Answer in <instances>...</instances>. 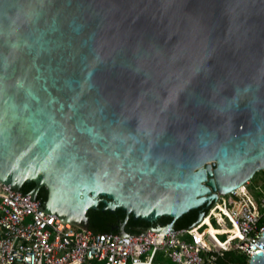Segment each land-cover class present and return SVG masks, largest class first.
<instances>
[{
	"label": "water",
	"instance_id": "95a60500",
	"mask_svg": "<svg viewBox=\"0 0 264 264\" xmlns=\"http://www.w3.org/2000/svg\"><path fill=\"white\" fill-rule=\"evenodd\" d=\"M261 170L264 0H0L9 192L45 189L38 209L88 232L100 209L124 214L106 236L175 235ZM129 216L172 222L129 235Z\"/></svg>",
	"mask_w": 264,
	"mask_h": 264
},
{
	"label": "built area",
	"instance_id": "2783aa9c",
	"mask_svg": "<svg viewBox=\"0 0 264 264\" xmlns=\"http://www.w3.org/2000/svg\"><path fill=\"white\" fill-rule=\"evenodd\" d=\"M0 182V264H246L264 249V193L247 195L242 186L218 193L207 213L175 234L147 229L132 238L94 234L38 207L41 202L9 192Z\"/></svg>",
	"mask_w": 264,
	"mask_h": 264
},
{
	"label": "trees",
	"instance_id": "16d2710c",
	"mask_svg": "<svg viewBox=\"0 0 264 264\" xmlns=\"http://www.w3.org/2000/svg\"><path fill=\"white\" fill-rule=\"evenodd\" d=\"M34 187L32 182L24 183L21 188V193H29ZM47 192L41 188L36 199L41 203L46 201ZM208 209V208H207ZM207 209H194L183 214L181 217L174 221V229H182L191 227L198 219L200 212L207 213ZM88 218V230L94 234L102 233H118V227L123 222L124 216L121 211H115L110 213L108 211L102 212L100 209H90L87 212ZM172 222L171 217H160L152 225L142 220H133L131 217L127 220L124 226V231L129 235L137 234L149 226H164ZM226 259L229 262H237V264H246V259L243 256H235L233 254H227ZM223 264V263H221Z\"/></svg>",
	"mask_w": 264,
	"mask_h": 264
},
{
	"label": "rangeland",
	"instance_id": "374dc122",
	"mask_svg": "<svg viewBox=\"0 0 264 264\" xmlns=\"http://www.w3.org/2000/svg\"><path fill=\"white\" fill-rule=\"evenodd\" d=\"M242 190L249 196L255 198L264 193V170L255 172L251 179L242 187Z\"/></svg>",
	"mask_w": 264,
	"mask_h": 264
},
{
	"label": "flooded vegetation",
	"instance_id": "af4514ba",
	"mask_svg": "<svg viewBox=\"0 0 264 264\" xmlns=\"http://www.w3.org/2000/svg\"><path fill=\"white\" fill-rule=\"evenodd\" d=\"M123 214V213H122ZM123 216H124V214H123ZM129 217H131V216H129ZM129 219V218H128Z\"/></svg>",
	"mask_w": 264,
	"mask_h": 264
}]
</instances>
